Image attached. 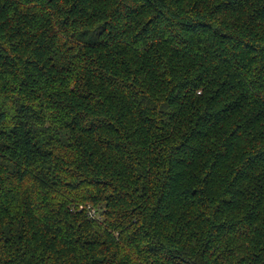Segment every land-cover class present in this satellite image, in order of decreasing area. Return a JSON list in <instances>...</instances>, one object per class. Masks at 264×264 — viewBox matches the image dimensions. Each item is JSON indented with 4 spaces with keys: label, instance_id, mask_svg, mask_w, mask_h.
Masks as SVG:
<instances>
[{
    "label": "trees",
    "instance_id": "1",
    "mask_svg": "<svg viewBox=\"0 0 264 264\" xmlns=\"http://www.w3.org/2000/svg\"><path fill=\"white\" fill-rule=\"evenodd\" d=\"M0 264H264V0H0Z\"/></svg>",
    "mask_w": 264,
    "mask_h": 264
}]
</instances>
